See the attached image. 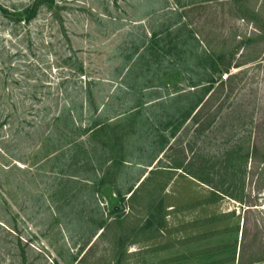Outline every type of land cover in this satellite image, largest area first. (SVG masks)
<instances>
[{"label": "rangeland", "instance_id": "obj_1", "mask_svg": "<svg viewBox=\"0 0 264 264\" xmlns=\"http://www.w3.org/2000/svg\"><path fill=\"white\" fill-rule=\"evenodd\" d=\"M0 264H264V0H0Z\"/></svg>", "mask_w": 264, "mask_h": 264}, {"label": "trees", "instance_id": "obj_2", "mask_svg": "<svg viewBox=\"0 0 264 264\" xmlns=\"http://www.w3.org/2000/svg\"><path fill=\"white\" fill-rule=\"evenodd\" d=\"M38 13V4L37 3H32L28 6H26L24 9H22V11H20L19 13L15 14V19L16 20H23L25 22L30 21V19L34 18ZM80 71V73H82V75H84L85 70H84V66L81 63L80 67H78ZM127 83V82H126ZM90 83L86 82L85 84H83L80 88L79 91H77V93L75 95H69L67 96L65 99V101L62 103L61 107L59 108L57 114H56V118L60 119V118H64V120L66 121L67 124H70V126H77L76 125V118H75V113H80L83 114L85 112V106L86 103L88 102V100H92L93 98V94L92 91L90 90ZM129 84V82H128ZM47 107V111L46 113L49 112L50 107ZM45 107V108H46ZM79 127V126H77ZM132 192V191H130ZM133 193V192H132ZM131 193V194H132Z\"/></svg>", "mask_w": 264, "mask_h": 264}, {"label": "built area", "instance_id": "obj_3", "mask_svg": "<svg viewBox=\"0 0 264 264\" xmlns=\"http://www.w3.org/2000/svg\"><path fill=\"white\" fill-rule=\"evenodd\" d=\"M227 77V73H225L224 75H223V78H226Z\"/></svg>", "mask_w": 264, "mask_h": 264}]
</instances>
